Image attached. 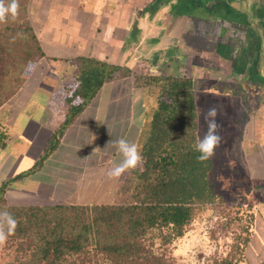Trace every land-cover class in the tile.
<instances>
[{"label": "crops", "instance_id": "obj_1", "mask_svg": "<svg viewBox=\"0 0 264 264\" xmlns=\"http://www.w3.org/2000/svg\"><path fill=\"white\" fill-rule=\"evenodd\" d=\"M27 12L42 57L0 107L8 203L59 204L56 189L70 186L67 204H112L122 176L108 173L123 159L114 142L141 146L159 93L156 82L137 78L188 75L198 139L207 130L200 116L213 105L219 110L223 142L214 157L227 161L225 194L255 215L246 257L264 264V0H29ZM81 59L129 73L106 81L60 134Z\"/></svg>", "mask_w": 264, "mask_h": 264}, {"label": "trees", "instance_id": "obj_2", "mask_svg": "<svg viewBox=\"0 0 264 264\" xmlns=\"http://www.w3.org/2000/svg\"><path fill=\"white\" fill-rule=\"evenodd\" d=\"M19 0L15 21L0 24V107L14 95L41 57V48ZM67 87L63 130L84 110L102 85L128 70L105 62L81 59ZM159 87L153 114L142 136L143 161L122 175L119 194L127 200L112 204L14 206L6 199L9 181L0 184V210L18 220L0 254L2 264H180L175 242L182 239L207 207L218 205L232 240L211 264H250L246 248L255 215L248 205L227 201L224 188L210 180L211 160L199 161L196 103L188 75L146 77ZM59 134V135H60ZM1 137V136H0ZM4 142L0 138V149ZM51 141L45 154L54 149ZM118 194V195H119ZM216 231L212 232L215 239Z\"/></svg>", "mask_w": 264, "mask_h": 264}, {"label": "rangeland", "instance_id": "obj_3", "mask_svg": "<svg viewBox=\"0 0 264 264\" xmlns=\"http://www.w3.org/2000/svg\"><path fill=\"white\" fill-rule=\"evenodd\" d=\"M150 97L151 93H148V99H150ZM154 102L155 101L151 103L150 112H152L151 109L153 110ZM144 106L146 107V93ZM201 119L202 118L200 116L199 121L202 123L204 119ZM144 131L142 135H144ZM222 142L223 138L221 143ZM138 148L140 149V146ZM35 155L36 152L34 150L31 151L29 153V161L35 157ZM212 158L214 159L216 167L211 173L210 179L214 181L216 191L219 190L220 187L226 190L231 185L230 181H225V178L222 175L224 165L227 161L224 163V160L221 161L222 159L218 158V156H213ZM27 160L28 159L24 160V162L26 163ZM71 190L72 187L69 186L68 191L71 192ZM69 192H62L61 187L57 188L54 194L56 196V202H59V204H67L62 200L69 195ZM116 195L117 196H115L113 204L121 203L127 200V195L125 194ZM232 198L231 194L228 195L227 201H233ZM219 211L218 205L207 207L206 210L198 216L196 220H194L186 235L182 239L175 242V256L180 264H211L212 257L215 254H221L223 251L227 250L226 244L232 240L231 233L228 228H222V223H224L223 221L225 219L221 216ZM213 231H216L215 239L212 237ZM2 256L3 254H0V264H2L1 260L3 261L4 259H2Z\"/></svg>", "mask_w": 264, "mask_h": 264}, {"label": "clouds", "instance_id": "obj_4", "mask_svg": "<svg viewBox=\"0 0 264 264\" xmlns=\"http://www.w3.org/2000/svg\"><path fill=\"white\" fill-rule=\"evenodd\" d=\"M19 14V0H0V24H5L9 20L15 21ZM218 114L219 110L215 105L208 107L203 113L207 130L203 137L193 145V150L199 153L197 159L201 162L211 159L215 155L216 148L221 144L220 130L222 125L217 120ZM114 143L123 159L109 171L108 176L112 179H118L128 170L139 167L143 157L135 143H130L123 138ZM17 226L18 220L11 212L6 209L0 210V248L6 245L9 237L15 233Z\"/></svg>", "mask_w": 264, "mask_h": 264}]
</instances>
